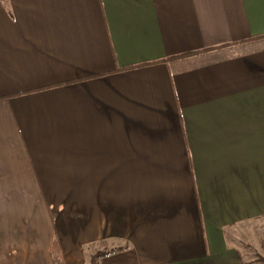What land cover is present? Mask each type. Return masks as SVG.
Listing matches in <instances>:
<instances>
[{"label": "crops", "instance_id": "obj_1", "mask_svg": "<svg viewBox=\"0 0 264 264\" xmlns=\"http://www.w3.org/2000/svg\"><path fill=\"white\" fill-rule=\"evenodd\" d=\"M252 224L264 0H0V264H252Z\"/></svg>", "mask_w": 264, "mask_h": 264}, {"label": "rangeland", "instance_id": "obj_2", "mask_svg": "<svg viewBox=\"0 0 264 264\" xmlns=\"http://www.w3.org/2000/svg\"><path fill=\"white\" fill-rule=\"evenodd\" d=\"M241 240L236 242L237 247L244 253L245 260H252V264H264V256L259 255L262 248V238H264V228L258 224H252L240 234Z\"/></svg>", "mask_w": 264, "mask_h": 264}, {"label": "trees", "instance_id": "obj_3", "mask_svg": "<svg viewBox=\"0 0 264 264\" xmlns=\"http://www.w3.org/2000/svg\"><path fill=\"white\" fill-rule=\"evenodd\" d=\"M188 55L191 54H185V55H181V56H175L172 57V59H177L179 57H186ZM168 60V59H167ZM121 249L117 248V249H112V250H98L97 252H95L90 259V264H101V259L109 254L115 253L117 251H120ZM262 250L264 253V240L262 241Z\"/></svg>", "mask_w": 264, "mask_h": 264}]
</instances>
